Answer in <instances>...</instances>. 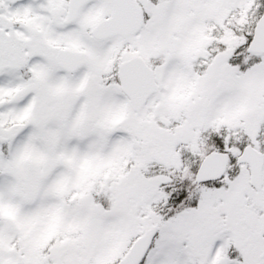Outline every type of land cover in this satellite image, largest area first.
I'll use <instances>...</instances> for the list:
<instances>
[{"label":"snow or ice","instance_id":"snow-or-ice-1","mask_svg":"<svg viewBox=\"0 0 264 264\" xmlns=\"http://www.w3.org/2000/svg\"><path fill=\"white\" fill-rule=\"evenodd\" d=\"M0 264H264V0H0Z\"/></svg>","mask_w":264,"mask_h":264}]
</instances>
